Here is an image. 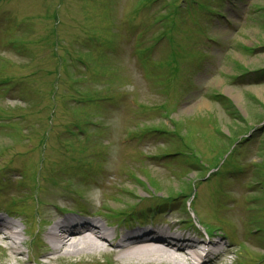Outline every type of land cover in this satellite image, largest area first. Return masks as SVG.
I'll list each match as a JSON object with an SVG mask.
<instances>
[{
    "label": "rangeland",
    "instance_id": "obj_1",
    "mask_svg": "<svg viewBox=\"0 0 264 264\" xmlns=\"http://www.w3.org/2000/svg\"><path fill=\"white\" fill-rule=\"evenodd\" d=\"M263 22L264 0H0V182H8L0 212L15 201L31 217L30 186L42 158L59 170L63 158L76 159L91 178L84 190L73 174L41 167L53 205L38 204L43 214L38 221L32 215L21 249L30 254L38 237L32 254L39 261L55 213H85L80 201L102 223L112 218L101 207L119 212L136 204L135 213H146L156 197L180 196L199 179L190 208L178 201L152 224L175 222L205 241L223 234L234 247L222 264H264L257 245L264 238V128L253 131L264 116V79L237 80L264 68V48L253 50L264 44ZM149 127L169 129L177 141L129 140ZM183 147L206 167H188L185 155L152 157ZM26 158L35 164L21 173L28 188L13 191L10 181L19 177L11 169ZM208 169L213 174L203 178ZM202 222L219 228L210 234ZM116 225L123 231L141 223ZM98 259L113 264L108 254ZM69 261L84 263L52 262Z\"/></svg>",
    "mask_w": 264,
    "mask_h": 264
},
{
    "label": "bare ground",
    "instance_id": "obj_2",
    "mask_svg": "<svg viewBox=\"0 0 264 264\" xmlns=\"http://www.w3.org/2000/svg\"><path fill=\"white\" fill-rule=\"evenodd\" d=\"M56 217L42 235L45 264H54L52 261L58 259L86 262L103 254L110 255L113 264H222L233 251L230 244L221 248L225 244L222 237L208 241L194 238L178 231L173 223L125 231L113 228L108 232L105 222L64 214ZM23 231L15 221L0 215V243L7 252V264L22 260Z\"/></svg>",
    "mask_w": 264,
    "mask_h": 264
}]
</instances>
